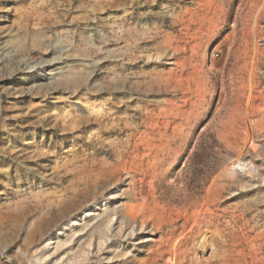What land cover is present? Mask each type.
Instances as JSON below:
<instances>
[{
	"label": "rangeland",
	"instance_id": "obj_1",
	"mask_svg": "<svg viewBox=\"0 0 264 264\" xmlns=\"http://www.w3.org/2000/svg\"><path fill=\"white\" fill-rule=\"evenodd\" d=\"M0 264H264V0H0Z\"/></svg>",
	"mask_w": 264,
	"mask_h": 264
},
{
	"label": "bare ground",
	"instance_id": "obj_2",
	"mask_svg": "<svg viewBox=\"0 0 264 264\" xmlns=\"http://www.w3.org/2000/svg\"><path fill=\"white\" fill-rule=\"evenodd\" d=\"M197 75H198V73H197ZM132 144V141L131 140H128L127 141V150L130 148V149H132L133 147H135V148H137V146H133V145H131ZM146 202H143V204H139V205H137V206H134V207H128V208H130V213H129V216L131 217V218H135V217H145V215H144V212L146 211ZM188 213V212H187ZM195 215V211H193V212H191V213H188V216L189 217H191V216H194ZM190 220V219H189ZM207 219L205 218V219H202V221H197L196 223H195V227H198L199 225H201L204 221H206ZM191 221V220H190ZM144 225H145V222H143V224H142V227H144ZM137 229H138V225H134L133 227H132V229L129 231V233L127 234V238H132L135 234H136V232H137ZM202 228L201 227H199V230H201Z\"/></svg>",
	"mask_w": 264,
	"mask_h": 264
}]
</instances>
